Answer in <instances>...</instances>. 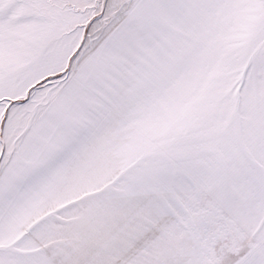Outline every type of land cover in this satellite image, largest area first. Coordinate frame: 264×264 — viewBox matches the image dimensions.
Instances as JSON below:
<instances>
[{
	"label": "snow or ice",
	"instance_id": "6c2138e0",
	"mask_svg": "<svg viewBox=\"0 0 264 264\" xmlns=\"http://www.w3.org/2000/svg\"><path fill=\"white\" fill-rule=\"evenodd\" d=\"M0 264H264V0H0Z\"/></svg>",
	"mask_w": 264,
	"mask_h": 264
}]
</instances>
